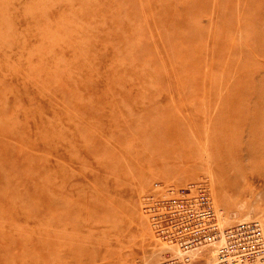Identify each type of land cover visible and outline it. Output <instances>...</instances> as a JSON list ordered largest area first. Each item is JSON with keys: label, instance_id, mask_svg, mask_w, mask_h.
Returning <instances> with one entry per match:
<instances>
[{"label": "rangeland", "instance_id": "obj_1", "mask_svg": "<svg viewBox=\"0 0 264 264\" xmlns=\"http://www.w3.org/2000/svg\"><path fill=\"white\" fill-rule=\"evenodd\" d=\"M257 151L264 0H0V264H159L181 190L264 243Z\"/></svg>", "mask_w": 264, "mask_h": 264}, {"label": "built area", "instance_id": "obj_2", "mask_svg": "<svg viewBox=\"0 0 264 264\" xmlns=\"http://www.w3.org/2000/svg\"><path fill=\"white\" fill-rule=\"evenodd\" d=\"M172 193L161 203L163 206L149 208L158 223V236L178 250L159 264H193L191 254L206 246L210 247L212 264H264V243L258 223L224 227L207 194L199 192L189 197L181 190L179 198V194Z\"/></svg>", "mask_w": 264, "mask_h": 264}, {"label": "bare ground", "instance_id": "obj_3", "mask_svg": "<svg viewBox=\"0 0 264 264\" xmlns=\"http://www.w3.org/2000/svg\"><path fill=\"white\" fill-rule=\"evenodd\" d=\"M223 149L226 151V150H227V147H224ZM256 153H257V155H258L259 157L262 158V154H264V151H263V152H261V151H260V152L257 151ZM241 156H244V155L239 154V156H238V161H237V162H239V159H240ZM249 156L252 157V158L254 157V155L251 154V153H250ZM222 164H223V166H226V165H227V167H229V165H230V163L227 164L226 162H223ZM244 169H246V168L244 167Z\"/></svg>", "mask_w": 264, "mask_h": 264}]
</instances>
